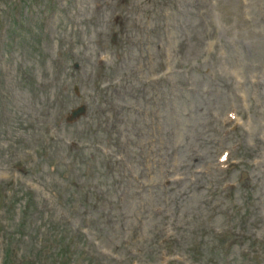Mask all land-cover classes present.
Returning a JSON list of instances; mask_svg holds the SVG:
<instances>
[{"label": "rangeland", "instance_id": "rangeland-1", "mask_svg": "<svg viewBox=\"0 0 264 264\" xmlns=\"http://www.w3.org/2000/svg\"><path fill=\"white\" fill-rule=\"evenodd\" d=\"M132 3L0 0V257L61 236L72 264H264V0ZM105 106L115 129L96 135ZM229 114L241 130L223 138Z\"/></svg>", "mask_w": 264, "mask_h": 264}]
</instances>
